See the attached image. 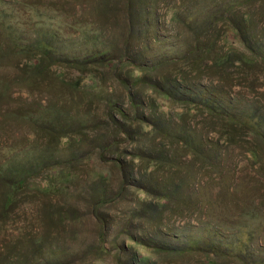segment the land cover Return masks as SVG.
I'll return each mask as SVG.
<instances>
[{"label":"rangeland","instance_id":"rangeland-1","mask_svg":"<svg viewBox=\"0 0 264 264\" xmlns=\"http://www.w3.org/2000/svg\"><path fill=\"white\" fill-rule=\"evenodd\" d=\"M246 15L250 23L241 22ZM2 16L8 20L23 17L21 44L30 46L46 38L55 59L81 57L94 48L109 49L114 64L118 58L128 66L183 54L192 46L205 50L211 45L216 53H231L226 80L218 78L214 68L193 72L186 61L149 77L153 81L184 74L188 81L197 79L222 88L237 116L262 117L260 133L264 134V62L241 67L235 56L249 55V46H260L264 53V0H0ZM212 18L216 22L206 31ZM232 25L241 26V33ZM7 44L0 35V169L8 167L6 174L23 168L28 176L8 208L0 179V264L263 263L264 147L258 137L235 124L221 129V120L211 124L204 114L193 112L191 128L201 136L203 149L220 155L219 164L196 157L182 144L166 141L168 154L177 152L174 165L153 173L145 163L138 166L143 185L158 190L159 184L167 183V189L177 190L190 208L177 212L171 201L165 210L153 211L147 206L153 195L127 185L116 198L121 173L112 159L136 146L119 144L118 152L115 146L103 159L98 149L100 141L106 140L102 135L115 139L116 135L110 126L97 124L109 111L106 101L127 106V90L120 79H127L129 67H115L112 73L99 69L98 81L92 83L84 76L79 78L70 66L50 60L48 68L63 72L64 81L47 75L28 84L23 81L29 77L24 65L37 56L16 57ZM94 85L99 86L97 90H91ZM133 91L145 106L157 100L156 113L173 121L166 122L168 129L182 124L175 115L184 106L157 98L145 86ZM42 117L53 126L42 122ZM65 122L62 133L58 125ZM161 142L156 139L152 145ZM250 149L257 152V158ZM121 159L130 161L125 155ZM169 178L172 181L162 182ZM178 181L177 189L174 183ZM46 185L57 192L41 191ZM102 195L107 202L97 206ZM248 209L253 210L251 215ZM189 231L202 241L211 238L212 245H218L214 250L220 252L179 255L149 246H179L184 242L180 235ZM224 250L240 256L220 255Z\"/></svg>","mask_w":264,"mask_h":264},{"label":"trees","instance_id":"trees-1","mask_svg":"<svg viewBox=\"0 0 264 264\" xmlns=\"http://www.w3.org/2000/svg\"><path fill=\"white\" fill-rule=\"evenodd\" d=\"M228 8H230V10L233 9L231 6ZM29 20L31 21V19ZM215 20V18H212V20L208 21L206 31L210 30L212 24L216 22ZM250 20L251 18L246 15L241 19V22L250 23ZM25 22L26 20H24L23 17H16L8 20L7 17L2 16L0 18V35L5 36L10 52L14 56L22 57L24 54H33V56H37L36 59H31L24 65L29 70V77L23 79V81L28 84H33L38 79H42L47 75L54 79H58V81H64L65 74H63V72L53 73L50 71V68H48L46 64V62L50 60L59 61L66 66H70L76 70L79 74V78L84 76L85 78L90 79L92 83H97L99 69L112 73V70H114L115 67L116 69L117 67H129L127 79H120L122 85H124L127 90V106H124L119 102L114 103L113 101H106L109 111L105 114L104 121L97 124V126H110L112 128L111 133L113 136L114 134L116 135V139L114 137L108 138L102 135L106 140H101L98 146V149L101 151L99 153L101 157L104 156L106 151L115 148V146L116 152H118L120 149H118L119 147L117 146L125 142L135 144L136 146V149H132L129 152L124 150L120 151L116 159H112V161H115L119 165V171L121 173V187L116 194V198L123 194V188L127 185L139 189L138 191L142 190L146 194H152V200H149L147 206H150L153 211L165 210L168 202L171 201H174V207L177 208V212H181L179 209L190 208L191 204L187 203V199L182 201L180 196H178L177 190L167 189V183L159 184L158 187L160 188L158 190H153L150 189V187L143 185L141 181H143L144 175L141 176L138 166L141 162L145 163L147 164V168L152 169L151 173H153L160 167H171L174 165V163L177 162V152L175 151L172 155H169V150H165L166 144L164 143L166 141H172L179 146L182 144L196 157L219 164L221 159L220 155L217 152L203 149L201 145V136L198 135V132L195 129L191 128L189 117L192 118L195 115L192 114L193 112H201L205 116L204 120H207L211 124L214 120H221V124L223 125H219V128L221 126V129H227L226 126L234 124L238 127L244 128L247 130L248 135L256 138L258 137L264 147V134L260 133L262 117L246 114L237 116L234 112L232 101L222 88L201 84L197 79L188 81L184 74H179L174 79L167 76L162 77L160 80L153 81L149 77V74L156 72L157 70L160 71L164 68L175 67L178 66L179 63L186 61V63L189 64L188 66L192 67L191 69L193 72H200L201 67L207 69L214 68L216 72H219L218 78L226 80L229 78V75L225 74V67L231 60V53H216L211 45H207L205 50H199L196 46H192L188 51L185 53L183 52V54L163 57L150 64L140 62L136 64L132 63L128 66L126 62H122V60L118 58H116V64H114L115 58L111 55L112 52L109 49L98 50L94 48L81 57L58 56L55 59L56 55L50 44L51 41L46 38L37 40V42L30 44V46L21 44V34L19 30L24 28ZM232 26L235 30L241 33V26ZM196 40L198 39L196 38ZM260 48V46H249V55L235 53L238 66L252 65L255 67L258 65V61L264 62V53ZM140 86L150 88L155 92L159 99L184 106L183 109H181V112L176 113L175 117L180 123L183 124L185 122L187 127L184 124H179L175 129H168L167 126H165L166 122L170 125L173 121L172 119L167 120L168 118L166 119L163 113H156L157 100H153L145 106V102L137 98L133 89ZM98 87L99 86L94 85L91 87V90H97ZM70 88L75 90V87L70 86ZM146 109L148 112L144 111ZM184 116L185 119L183 118ZM42 119V122H46L48 126H50L49 124L53 126V123H48L46 118L42 117ZM35 121L37 122V120ZM65 124L66 122L63 125H58V128H60V132L62 133L66 132ZM88 126L89 125H87L86 128ZM219 128L216 127V129ZM63 136H65V134L60 135L61 138ZM156 139L163 142H161V144L152 145ZM149 142L151 143L149 144ZM249 152L253 158H257V152H255L254 149H250ZM122 155L129 156L130 161L127 162L124 159H121ZM103 159H105V156ZM125 164L128 166L124 167L123 165ZM6 168L8 167L0 169V179L3 180L5 184L6 196L4 198V206L8 208V205L13 203V196L24 189L26 183L25 178L28 176V173H26L23 168L17 169L16 167L15 170L11 169L12 171L4 174ZM106 177L107 175L103 177L104 181H106ZM170 181H172V179L169 178L164 179L162 182ZM174 186L178 189L181 184H179L178 181L174 183ZM52 188L53 186L47 187L46 185L45 187H42L41 191L57 192V189L55 190ZM105 197V195H102L96 205L99 206L100 204H105L107 202ZM112 199L113 198H110L108 201H112ZM189 199L192 202V199ZM141 203V206L145 205V202ZM252 213L253 210L248 209V214L251 215ZM98 214L99 213H96L97 216ZM209 232V234L217 236V233L214 231V233L211 231ZM248 234L250 236L252 235L251 232ZM249 235L248 237H250ZM180 236L184 242L180 243L179 246L157 245L155 243H153L154 245L149 246L158 252H170L179 255L194 252H203L208 255L211 252H220L218 249L214 250V248H218V245H212L213 242L211 241V238L204 241L199 240L197 235H193V231L183 233ZM136 243L142 244L140 242ZM225 248H227V246H225ZM225 252L226 251L224 250L220 255L226 256L227 253H229L228 256H233V258L237 259L240 256ZM139 260L140 259H138L137 262H139ZM208 262L209 264H213V261L211 260ZM262 262V264H264V261Z\"/></svg>","mask_w":264,"mask_h":264}]
</instances>
